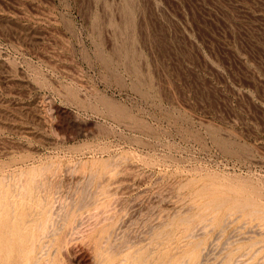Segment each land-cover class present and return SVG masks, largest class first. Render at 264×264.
<instances>
[{
    "label": "rangeland",
    "instance_id": "374dc122",
    "mask_svg": "<svg viewBox=\"0 0 264 264\" xmlns=\"http://www.w3.org/2000/svg\"><path fill=\"white\" fill-rule=\"evenodd\" d=\"M0 264H264V0H0Z\"/></svg>",
    "mask_w": 264,
    "mask_h": 264
}]
</instances>
